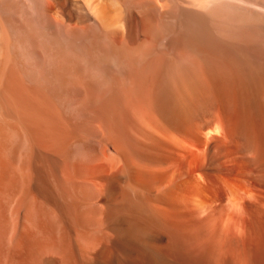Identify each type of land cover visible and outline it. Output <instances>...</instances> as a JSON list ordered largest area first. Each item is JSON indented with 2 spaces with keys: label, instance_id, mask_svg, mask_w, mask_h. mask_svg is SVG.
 Here are the masks:
<instances>
[{
  "label": "bare ground",
  "instance_id": "1",
  "mask_svg": "<svg viewBox=\"0 0 264 264\" xmlns=\"http://www.w3.org/2000/svg\"><path fill=\"white\" fill-rule=\"evenodd\" d=\"M0 264H264V0H0Z\"/></svg>",
  "mask_w": 264,
  "mask_h": 264
}]
</instances>
